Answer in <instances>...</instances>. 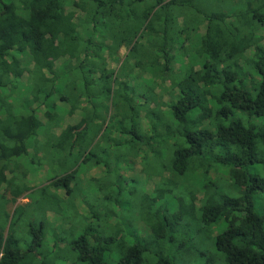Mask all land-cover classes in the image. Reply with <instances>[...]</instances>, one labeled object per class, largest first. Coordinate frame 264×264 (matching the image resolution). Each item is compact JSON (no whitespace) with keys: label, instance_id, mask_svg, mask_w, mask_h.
I'll return each mask as SVG.
<instances>
[{"label":"trees","instance_id":"1","mask_svg":"<svg viewBox=\"0 0 264 264\" xmlns=\"http://www.w3.org/2000/svg\"><path fill=\"white\" fill-rule=\"evenodd\" d=\"M70 3L77 11L67 10ZM123 47L120 69L109 68ZM166 82L171 102L156 94ZM77 111L80 121L56 135ZM140 151L146 179H160L150 194L111 177L113 162ZM28 157L30 165H48L51 178L36 192L42 203L32 218L39 212L40 220L23 223L27 209L10 216L1 189L14 199L31 190ZM259 163L264 0H0V264H264V208L257 207L264 177L252 172ZM82 165H102L105 177L79 193ZM213 171L225 173L231 189L211 180ZM91 191L103 195L104 215ZM78 196L89 224L75 211ZM116 208L137 214L149 236L134 224L105 231L101 223ZM50 212L63 224L50 222ZM50 226L58 232L51 249Z\"/></svg>","mask_w":264,"mask_h":264},{"label":"rangeland","instance_id":"2","mask_svg":"<svg viewBox=\"0 0 264 264\" xmlns=\"http://www.w3.org/2000/svg\"><path fill=\"white\" fill-rule=\"evenodd\" d=\"M67 10L68 11H77V9L70 3L67 6ZM79 16L82 17V14L79 13ZM206 31V27L205 25L201 26L197 31H196V37L195 39L199 40V37L203 36L205 34ZM99 39V38H98ZM128 53V49L126 47H123L120 52H119V60L120 61H116L113 60L112 58H108V66L109 68L112 69H116L119 70L121 63L123 62V60L125 59V56ZM177 61L176 63H174V69L175 71H179L180 67H181V61H179L180 57L177 56ZM22 61H23V67H26L27 69H32L33 65L31 63V60L29 58V56H25V57H21ZM66 61V59H61L57 62V66L59 67L60 65H62L64 62ZM199 68V67H198ZM245 68L247 69V66H245ZM248 70V69H247ZM25 74L24 77L22 79V84L20 89H19V94L21 97L24 96V92H25V88L27 87L26 83L28 81V72L27 70H25ZM180 73L178 72L177 75H179ZM136 75H138V73H136ZM146 79V78H144ZM140 80H142L140 78ZM159 88H157L156 90V94L163 98L164 102H171L173 101V98L171 97V95L169 94V92H171V83L170 82H166L164 84H159ZM19 99H21L20 97H18ZM60 107L70 111V106L65 104V103H59ZM44 108H39L38 109V115L40 117V119L42 120V122H45V118H44ZM81 118V114L79 113V111H77L76 113H71L68 116H66L64 123L62 124V127L56 129L54 131V133L56 135H59L62 133V131L68 126V125H75L80 121ZM144 120V125L147 129V122L145 119ZM258 123V121H257ZM42 133V132H41ZM39 141L41 142H45L46 141V136L42 133L39 136ZM104 148H108L107 146ZM125 152V149H118V151H116L117 155H120L122 153ZM138 152V151H137ZM44 153V152H42ZM139 153V152H138ZM30 154H33V151L31 150ZM144 152L140 151V155L137 157H131L126 163H123V161H120L119 163H112V175L111 177H116L118 178V176L122 177L121 179H130V180H134L137 183L135 184L138 185V192L139 195L140 194H150L154 191L155 186L157 185V183L159 182V177L157 176H153L152 178H150L149 180L146 179V173L144 171V163L142 161V156H143ZM44 155V154H43ZM29 161H31V157H28L26 160H24L23 164V169L25 172H27L28 177H27V185L29 186V188L31 189L30 191L26 192L24 195H22L20 198L18 199H14L11 191L7 189V187L4 185L1 189V193L4 194L7 198L8 204L6 207V211L8 212V214L10 216L13 215L15 209L19 206L25 207L27 209V215L28 218L25 219V221H23V223L28 222L30 219L32 220H36L39 221L41 218V214L39 213L36 215L35 218H32V216L35 215V210L39 209L38 207L40 206L39 204H41L42 202H40L41 198L40 195H36V192L39 191L40 189H42L45 186L50 185V176L51 174L49 173V166L45 165L43 167H37L34 165H30ZM119 164V165H118ZM149 166H151V163L148 164ZM26 167V168H25ZM149 168V167H148ZM150 169H152L150 167ZM252 172L253 173H259L260 175H262L264 177V165L262 163H259L258 165L254 166L252 168ZM110 176V175H109ZM167 177H169V175H166ZM12 175H9V178H11ZM105 177V169L102 165H98V166H81L78 172V178L80 179L81 182V188L78 189V192H83L85 190V188H87V184L90 182L91 179H101ZM109 178V177H108ZM210 179L213 181H220L221 184H223L224 186H230L231 182L229 181L228 176L225 173H221V172H216L213 171L210 174ZM104 183H106V187L108 186V180L105 179L103 181ZM129 183V182H128ZM128 183H123L122 186L127 188L126 186L128 185H133V184H128ZM101 185H103L101 183ZM104 186V185H103ZM232 186V185H231ZM231 186L229 187L231 189ZM130 188V187H129ZM235 189V188H232ZM54 190V189H52ZM55 191V190H54ZM60 195H62L64 198H66L65 194L63 191H59L58 192ZM234 193V191H233ZM32 194L34 196V198L32 197ZM81 196V194L79 195ZM75 200V211H77L78 215H79V219L82 223H90V219L91 214L89 213V206L88 204L81 198L79 197ZM198 199L199 201L197 202L198 206L200 205V199L202 198V194L198 195ZM102 194H97L95 196L94 191H91L90 195H89V200L90 201H94L95 199H97V201H100L99 203L101 204V208H100V213L102 215H104L105 210H108L110 208H107L108 205L106 204V202L102 201ZM33 198V199H32ZM40 202V203H39ZM257 207L260 209L264 208V193H261L257 196ZM114 215L109 217L108 220H104L101 223L102 228L107 231V232H112L115 233L117 230H121L122 228L124 229V227L128 224H134L135 226H137L140 230L143 236H149L150 231L149 228L140 220L141 218L137 215V214H128L126 212L122 213L121 209L116 208L114 209ZM48 219L50 220V222L55 223L56 226H59L60 224H63V219L60 216H56L53 213H48ZM104 217V216H103ZM72 224V222H70ZM125 225V226H124ZM70 227V226H68ZM53 227H49L47 235H46V243L48 244V247L51 249L54 245V235L58 234V232L52 231ZM66 239L67 240H71V235L70 233H66ZM216 235V233H215ZM25 247V244H24Z\"/></svg>","mask_w":264,"mask_h":264}]
</instances>
